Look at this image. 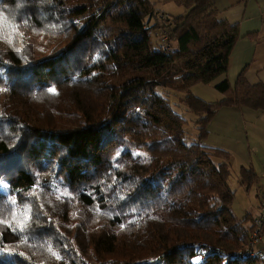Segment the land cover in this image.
Masks as SVG:
<instances>
[{"label": "trees", "instance_id": "trees-1", "mask_svg": "<svg viewBox=\"0 0 264 264\" xmlns=\"http://www.w3.org/2000/svg\"><path fill=\"white\" fill-rule=\"evenodd\" d=\"M173 1L0 0V264H264L204 142L220 108L264 112V83L228 82L213 0Z\"/></svg>", "mask_w": 264, "mask_h": 264}, {"label": "crops", "instance_id": "crops-1", "mask_svg": "<svg viewBox=\"0 0 264 264\" xmlns=\"http://www.w3.org/2000/svg\"><path fill=\"white\" fill-rule=\"evenodd\" d=\"M161 1L150 0L152 3ZM166 1L181 7L173 0ZM213 4L217 18L237 24L239 31V38L229 57L228 82L233 85L239 73L245 69V79L249 84L264 83V0H213ZM155 8L165 13L156 4ZM191 91L202 100L209 99L205 100L208 102L224 98L211 84H196ZM204 142L230 153V179L233 177L236 181L235 188H232L235 191L234 202L237 205L242 203V207L236 210L239 215L236 219L247 218L246 224L249 226L264 194V112L247 107L220 108L208 126ZM241 167L251 168L256 174V180L250 185L242 183L239 176ZM260 249L264 255V241Z\"/></svg>", "mask_w": 264, "mask_h": 264}, {"label": "built area", "instance_id": "built-area-1", "mask_svg": "<svg viewBox=\"0 0 264 264\" xmlns=\"http://www.w3.org/2000/svg\"><path fill=\"white\" fill-rule=\"evenodd\" d=\"M167 39L165 33H163L162 40ZM264 241V194L260 203V206L253 217L251 223V229L248 234L247 251L250 254L263 255L260 245Z\"/></svg>", "mask_w": 264, "mask_h": 264}, {"label": "rangeland", "instance_id": "rangeland-1", "mask_svg": "<svg viewBox=\"0 0 264 264\" xmlns=\"http://www.w3.org/2000/svg\"><path fill=\"white\" fill-rule=\"evenodd\" d=\"M168 3L169 2H167L166 0H162L161 2H157L154 4H156L161 10L165 11V13L169 14V15H177L178 13L183 14L185 12V10H184L185 8L183 6L179 7L173 3H171V4H168ZM182 7L184 9H182ZM158 35H159V32L156 29L150 30V39H151L153 44H156L157 41H159V38L157 37ZM207 96L210 97V95H207ZM170 97L173 101L177 102L176 99L172 95ZM205 100H209V99H205ZM186 129H187V126H186ZM229 182H230L231 188H235L236 181L233 177L229 180ZM241 207H242V203H239V205H237V202H234L231 206L232 213L237 218L239 215H238V212L236 210L238 208H241Z\"/></svg>", "mask_w": 264, "mask_h": 264}, {"label": "snow or ice", "instance_id": "snow-or-ice-1", "mask_svg": "<svg viewBox=\"0 0 264 264\" xmlns=\"http://www.w3.org/2000/svg\"><path fill=\"white\" fill-rule=\"evenodd\" d=\"M49 91H53L54 92V89H50Z\"/></svg>", "mask_w": 264, "mask_h": 264}]
</instances>
